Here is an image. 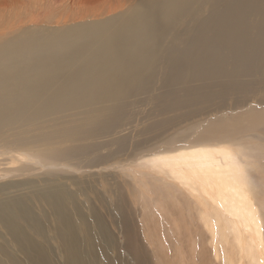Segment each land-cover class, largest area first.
<instances>
[{
  "label": "bare ground",
  "instance_id": "1",
  "mask_svg": "<svg viewBox=\"0 0 264 264\" xmlns=\"http://www.w3.org/2000/svg\"><path fill=\"white\" fill-rule=\"evenodd\" d=\"M95 1L62 0L55 7L65 5L63 10L85 17L99 13L88 11ZM126 3L119 1L112 11ZM179 22L187 23L180 32ZM157 75L161 106L175 111H195L197 102L243 89L255 78L264 83V0H130L124 11L99 21L29 31L0 45V135L10 130L7 141L22 148L42 144L45 156L36 161L39 167L24 166L44 172L18 181H1L0 175V264L166 260L151 244L162 239L152 221L155 215L145 219L139 208L148 229L146 245H139L117 194L109 209V199L94 191L101 213L82 180L53 171L56 166L68 174L81 169L73 160L93 147L91 139L117 124L125 105L149 94ZM61 143L64 148H59ZM251 158L245 148L210 143L176 148L140 166L166 175L177 190L181 186L199 196L210 207L214 224L232 234L242 264H264V225L252 201ZM57 161L62 164L55 165ZM138 189L128 193L141 205L153 199L156 206L163 196L158 188L148 195L146 184ZM23 193L32 194L44 208L34 213ZM179 213L178 223L167 219L174 221V228L184 224ZM214 224L204 221L210 235ZM120 243L125 257L118 255Z\"/></svg>",
  "mask_w": 264,
  "mask_h": 264
},
{
  "label": "rangeland",
  "instance_id": "2",
  "mask_svg": "<svg viewBox=\"0 0 264 264\" xmlns=\"http://www.w3.org/2000/svg\"><path fill=\"white\" fill-rule=\"evenodd\" d=\"M61 1L0 0V45L29 31L52 32L67 26L99 21L108 15L124 11L130 3V0H94L97 4L88 11L99 13L81 17L63 10L65 5L55 7ZM119 1L127 3L118 11H112ZM110 11L113 13L108 14ZM185 28L186 22L176 25L178 32ZM248 83L243 89L216 94L197 102L195 111L186 108L175 111L161 106V77L157 75L149 94L125 105L117 124L91 139L93 147H88L78 159L73 160L79 163L81 169H70L72 173L68 174L65 169L56 166L53 171L58 176H73L82 180L90 192L92 204L101 213H104V209L100 208L94 191L99 198L109 199V209L117 194L115 199L118 203L125 204L129 212L127 215L134 224L132 231L139 245H146L145 234L148 231L139 217V208H143L145 219L149 215H155L152 221L157 222L156 230L158 229V235L162 239L151 244L155 253H163L166 260L161 264H242L232 234L214 224L210 207L199 196L190 195L181 186L177 190L166 175H155L149 168L140 166V163L176 148L210 143L221 144L232 150L237 147L245 148V151L250 152L253 162L250 167L253 180L252 201L257 206L264 225V83L257 78ZM180 111L182 115L174 118ZM69 123L75 124V120H70ZM11 135L13 134L8 129L0 135L1 181L23 180L32 177L33 173L44 172V168L38 171L24 168L40 166L36 161L42 162L43 157L45 158L41 150L43 145L22 148L7 141ZM64 147L65 143L59 145V148ZM60 164L61 161H57L55 165ZM143 171L150 174L142 175ZM108 183L109 193L104 189ZM142 184H146L148 195H151L154 188L163 193L156 206L153 205V199H149L146 205L130 199L131 194L128 192L138 189ZM71 188L75 190V187ZM173 189L177 190L175 195L172 194ZM26 190L23 189L22 192ZM23 194V199L31 205L34 213L37 214L44 208L43 202L32 194ZM179 212H183L184 224L174 228V221L167 219L175 218L178 223ZM208 219L214 224L211 225V235L203 227L204 221ZM114 230L116 231L115 228ZM151 231L155 233L153 228ZM50 241L51 246L56 244L53 237ZM118 248L121 250L118 255L125 257V246L120 243ZM112 253L111 256L115 255ZM216 253L220 254L214 257Z\"/></svg>",
  "mask_w": 264,
  "mask_h": 264
}]
</instances>
